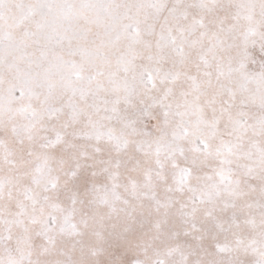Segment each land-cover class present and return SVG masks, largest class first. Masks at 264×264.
<instances>
[{
	"label": "snow or ice",
	"instance_id": "obj_1",
	"mask_svg": "<svg viewBox=\"0 0 264 264\" xmlns=\"http://www.w3.org/2000/svg\"><path fill=\"white\" fill-rule=\"evenodd\" d=\"M0 264H264V0H0Z\"/></svg>",
	"mask_w": 264,
	"mask_h": 264
}]
</instances>
